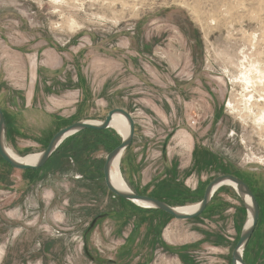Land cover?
<instances>
[{
  "label": "rangeland",
  "instance_id": "obj_1",
  "mask_svg": "<svg viewBox=\"0 0 264 264\" xmlns=\"http://www.w3.org/2000/svg\"><path fill=\"white\" fill-rule=\"evenodd\" d=\"M0 108L20 157L126 110L128 187L188 207L238 177L260 207L245 262L264 264V0H0ZM121 140L82 133L37 172L0 158V264H232L237 191L193 220L141 208L105 184Z\"/></svg>",
  "mask_w": 264,
  "mask_h": 264
},
{
  "label": "water",
  "instance_id": "obj_2",
  "mask_svg": "<svg viewBox=\"0 0 264 264\" xmlns=\"http://www.w3.org/2000/svg\"><path fill=\"white\" fill-rule=\"evenodd\" d=\"M115 115H121L128 124V133L121 137V143L112 150L106 157L103 174L107 189L116 197L129 201L141 208L148 210H158L167 213L176 220L186 221L193 220L201 216L211 203L215 193L227 183L236 186L235 190L242 199L246 209V220L244 222L240 239L233 251L232 264H246L245 251L256 230L260 217V207L257 198L251 188L241 179L232 175H222L210 182L205 190L203 199L197 203L198 207L191 213L180 212L177 207H173L158 199L140 195L130 189H121L114 186L111 178L112 166L114 161L123 156L131 147L135 136V121L132 114L123 109H114L109 112L103 121H78L72 125L61 129L54 135L48 147L39 153V158L35 163H24L16 160L9 152L7 145V123L3 110L0 108V158L13 169L21 171H38L42 169L55 155L59 147L69 138L74 137L84 131H105L114 130L111 123Z\"/></svg>",
  "mask_w": 264,
  "mask_h": 264
},
{
  "label": "bare ground",
  "instance_id": "obj_3",
  "mask_svg": "<svg viewBox=\"0 0 264 264\" xmlns=\"http://www.w3.org/2000/svg\"><path fill=\"white\" fill-rule=\"evenodd\" d=\"M250 80L247 79V78H245V80H244L245 83H246V85H247V88L249 87V85L251 86V81ZM111 127L121 137L126 136V134L128 133V124H127V121L121 115H115L114 116L113 121L111 123ZM9 152L12 155V157H14L16 160H18L20 162H24V163H30V164H32V163H35L38 160V158H39V154H32V155H28L26 157H20L17 154H15L10 148H9ZM122 157L123 156H120V157H118L114 161V164L112 166L111 178H112V182H113L114 186L126 190V189H130V188L126 184L125 180L123 179L122 173H121L120 166H121ZM227 185L230 186V187H232L234 190L236 189L235 188L236 186H234L232 184L227 183ZM197 207H198V205L195 204V205L188 206V207H177V208H178V210L180 212L191 213V212L195 211L197 209Z\"/></svg>",
  "mask_w": 264,
  "mask_h": 264
},
{
  "label": "trees",
  "instance_id": "obj_4",
  "mask_svg": "<svg viewBox=\"0 0 264 264\" xmlns=\"http://www.w3.org/2000/svg\"><path fill=\"white\" fill-rule=\"evenodd\" d=\"M6 119V118H5ZM7 123V122H6ZM107 131H110V130H105V131H92V130H89V131H84V132H82V133H85V132H94V133H105V132H107ZM82 133H80V134H78V135H76V136H79V135H81ZM76 136H74V137H71V138H69V139H72V138H75ZM69 139H67L65 142H68V140ZM64 142V143H65ZM63 143V144H64ZM62 147V145L59 147V149H58V151L55 153V155H57V153L60 151V148ZM54 155V156H55ZM53 156V157H54ZM52 157V158H53ZM29 171H31V170H29ZM34 172H37V171H34ZM155 199H158V198H155ZM159 200V199H158ZM160 201H162V200H160ZM165 203H167V202H165ZM167 204H169V203H167ZM170 205V204H169ZM151 211H156V212H161V213H165V212H163V211H158V210H151ZM165 214H167V213H165ZM168 215V214H167ZM248 248V247H247ZM247 250V249H246ZM245 253H246V251H245ZM245 258V257H244Z\"/></svg>",
  "mask_w": 264,
  "mask_h": 264
}]
</instances>
